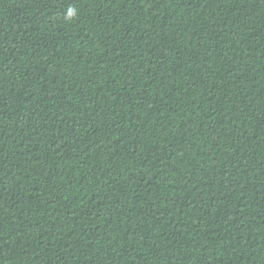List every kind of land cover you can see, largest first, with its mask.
Segmentation results:
<instances>
[{
	"label": "trees",
	"instance_id": "16d2710c",
	"mask_svg": "<svg viewBox=\"0 0 264 264\" xmlns=\"http://www.w3.org/2000/svg\"><path fill=\"white\" fill-rule=\"evenodd\" d=\"M0 264H264V0H0Z\"/></svg>",
	"mask_w": 264,
	"mask_h": 264
}]
</instances>
